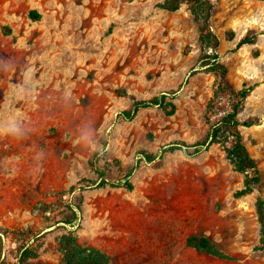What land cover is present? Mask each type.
<instances>
[{
  "label": "rangeland",
  "instance_id": "obj_1",
  "mask_svg": "<svg viewBox=\"0 0 264 264\" xmlns=\"http://www.w3.org/2000/svg\"><path fill=\"white\" fill-rule=\"evenodd\" d=\"M163 1L0 0V228L14 233L1 261L5 246L15 264L28 234L45 233L29 263L58 264V239L74 231L112 264H264V0H212L231 84L259 85L238 116L257 125L238 129L261 183L242 197L244 176L223 148L202 145L231 110L221 98L207 108L214 52L187 6L169 12ZM247 34L256 43L237 48ZM163 95L174 114L123 115ZM195 235L233 259L188 247Z\"/></svg>",
  "mask_w": 264,
  "mask_h": 264
},
{
  "label": "trees",
  "instance_id": "obj_2",
  "mask_svg": "<svg viewBox=\"0 0 264 264\" xmlns=\"http://www.w3.org/2000/svg\"><path fill=\"white\" fill-rule=\"evenodd\" d=\"M186 5L196 22L200 24V40L202 44L208 48H211L214 52L215 75L217 78V85L213 94V97L207 106L208 111H211L216 99H227L231 102V110L228 112L221 122L216 125H212L210 131L206 137L205 142L202 144H219L226 153L227 159L233 166V169L244 176V188L237 192L236 197H242L249 195L259 187L261 183L260 171L255 159L250 155L247 147L244 144V138L239 131V126L252 127L257 125L254 121L240 122L238 119L239 114L244 110L248 97L252 92L258 88L257 85L244 87L241 90H236L231 84L228 78V69L224 64L219 62V56L217 49L219 47V39L213 33L211 27V20L215 11V4L212 0H164L158 5L159 8L175 12ZM31 16L37 20L40 16L38 13H31ZM234 32L229 31L227 33V40H232ZM257 41V34L245 35L237 45V48H241L245 45L255 44ZM167 96L155 97L150 100H140L134 102L131 110L125 111L123 115L126 118L131 119L139 110L144 108H150L159 106L165 109L169 115L174 114L175 104L172 101H166ZM102 177L105 176L103 172L100 173ZM106 183V181H103ZM121 183H117L114 186H120ZM125 186L129 190L133 189L131 183H127ZM256 212L259 223L260 240L257 249L264 251V199L258 197L256 201ZM67 223H72L67 220ZM13 232L7 229L0 228V264H7L11 257V252L8 247L5 246L6 258L1 261L2 254L4 252V245L2 238L9 239ZM45 234V233H44ZM41 233H30L26 242L16 249L15 264H30V259H37L40 256L39 248L30 244L31 240L36 242L39 238L43 237ZM60 252L62 258L58 264H112V260L107 253L100 248L94 246H88L82 244L74 231L63 234L58 239ZM187 246L195 249L197 252L213 256L221 260H232L228 254L223 252L216 242L207 235H195L187 239Z\"/></svg>",
  "mask_w": 264,
  "mask_h": 264
}]
</instances>
